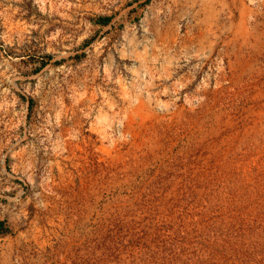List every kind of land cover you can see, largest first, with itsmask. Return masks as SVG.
<instances>
[{"label":"rangeland","instance_id":"obj_1","mask_svg":"<svg viewBox=\"0 0 264 264\" xmlns=\"http://www.w3.org/2000/svg\"><path fill=\"white\" fill-rule=\"evenodd\" d=\"M0 219V264H264V0H0Z\"/></svg>","mask_w":264,"mask_h":264},{"label":"trees","instance_id":"obj_2","mask_svg":"<svg viewBox=\"0 0 264 264\" xmlns=\"http://www.w3.org/2000/svg\"><path fill=\"white\" fill-rule=\"evenodd\" d=\"M109 19V16H99V21L102 22V23H105L107 22V20ZM8 228L6 227L5 223H4V220L3 219H0V232H4L6 231Z\"/></svg>","mask_w":264,"mask_h":264}]
</instances>
